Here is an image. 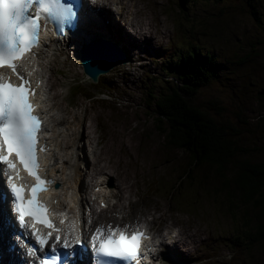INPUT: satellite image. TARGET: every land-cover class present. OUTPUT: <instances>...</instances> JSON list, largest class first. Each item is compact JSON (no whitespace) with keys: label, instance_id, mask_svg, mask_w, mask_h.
I'll return each mask as SVG.
<instances>
[{"label":"rangeland","instance_id":"rangeland-1","mask_svg":"<svg viewBox=\"0 0 264 264\" xmlns=\"http://www.w3.org/2000/svg\"><path fill=\"white\" fill-rule=\"evenodd\" d=\"M121 1L130 4L122 13L127 26L133 27L134 23L138 27L146 22L147 29L135 33L132 38L137 42L133 47L135 53L146 54L145 63L121 66L106 76L109 81L115 79L118 89L114 94H118L119 99L90 103L81 97L75 102L79 107L69 105L63 99L58 101L67 107L63 111H53L54 118L62 122L52 131L54 134L59 132L58 139L63 145L61 155L68 161L72 177L80 172L79 177L82 175L86 160L83 156L89 159L90 169L83 174L87 185L77 188L84 198L93 175L106 171L114 184L112 188L121 193L118 206L123 210L124 218L148 223L153 229L175 227L179 238L175 247L186 258L183 264H233L234 250L228 241L224 245L227 239L223 236L238 228L236 219L243 215L239 203L231 197L229 187L234 185V181L229 180L235 172L233 167L239 166L226 163V169L220 171L213 165L203 164L195 170L194 180L189 181L194 186L188 182L183 184L180 177L191 157L170 146L157 128L155 102L166 91L168 84L165 81L170 78L162 67L163 56L155 50L163 46L160 49L167 53L176 49L175 45L185 47L190 43L215 56L217 77L200 86L194 103L207 117L227 126L234 134L232 138L239 149L240 161L249 160L251 164L264 166L262 1L252 0V5H248L250 0ZM256 11L258 18L253 15ZM144 34L153 36V41L138 42L137 38ZM172 36L175 39L173 46L169 44ZM74 65L78 66L77 63ZM69 69L80 74L83 87L89 86L79 66L76 71L70 64ZM70 126L85 133L79 142H75ZM88 127L92 139L86 135ZM97 139L101 145L96 144ZM68 142L71 146H67ZM236 160L234 158L233 162ZM153 180L149 190L148 182ZM179 182L183 184L182 193L187 194L180 201L183 205L188 203L194 212L176 208L178 200L175 201L173 195L178 191ZM116 217L121 219L119 214ZM245 229L243 225L242 231ZM255 246L252 254L257 261L253 263L264 264V250ZM171 250L163 251L168 260L164 259L162 264L172 263Z\"/></svg>","mask_w":264,"mask_h":264},{"label":"snow or ice","instance_id":"snow-or-ice-1","mask_svg":"<svg viewBox=\"0 0 264 264\" xmlns=\"http://www.w3.org/2000/svg\"><path fill=\"white\" fill-rule=\"evenodd\" d=\"M34 5L36 10L33 14ZM42 16L71 23L77 13L73 5L62 0H0V69H10L20 81L13 83L10 76L0 71V184L5 185L11 194L12 212L18 214L14 218L19 225L24 229L30 228L29 235H34L36 243L52 253L49 259H41L40 264H77L73 257L79 254L77 246L82 245L91 246L97 257L96 264H116V261L138 264L144 233L136 231L127 235L119 227L112 229L109 226L107 230L97 228L95 235L83 238L77 235L72 243L67 239L61 242V236L56 235L55 243L49 244L53 233L50 231L45 236L37 229V224L42 223L56 232L60 231L49 218L48 206L37 196L38 191L46 190L44 186L54 181L43 179L38 174V133L42 120L34 114L35 106L30 100L35 95L28 79L32 73L27 68L22 69L17 62L39 45L38 21ZM13 154L29 175L35 177L31 199L22 195L26 189L17 183L19 170L16 161L10 158ZM26 215H30L34 222L27 223ZM105 231L107 235H104ZM16 239L19 240V237ZM58 246L66 251H58ZM38 250L32 249L33 254Z\"/></svg>","mask_w":264,"mask_h":264},{"label":"trees","instance_id":"trees-1","mask_svg":"<svg viewBox=\"0 0 264 264\" xmlns=\"http://www.w3.org/2000/svg\"><path fill=\"white\" fill-rule=\"evenodd\" d=\"M261 1L264 8V0ZM248 5H252V0ZM258 14L257 11L253 13L255 18ZM175 59L177 61L165 66V70L174 75L173 80L170 77V81H166V91L155 103L157 128L170 146L191 157L180 177L183 184L188 182L193 187L189 181L194 180L195 170L203 164L213 165L220 171L226 169V163L239 166L233 167L235 172L229 180H233L234 185L229 187L243 215L237 217L238 228L228 234L226 242L234 250L235 264H254V260L257 261L252 254L254 246L264 250V166L251 164L249 160L240 161L239 149L232 138L234 134L227 126L207 117L194 103L200 86L217 77L215 56L189 43L177 51ZM234 158L237 160L233 162ZM179 184L173 196L183 201L187 194L182 193L183 184ZM243 225L248 232L247 229L242 231Z\"/></svg>","mask_w":264,"mask_h":264},{"label":"bare ground","instance_id":"bare-ground-1","mask_svg":"<svg viewBox=\"0 0 264 264\" xmlns=\"http://www.w3.org/2000/svg\"><path fill=\"white\" fill-rule=\"evenodd\" d=\"M86 3H89V0H86ZM78 5L80 7L79 8V13H80L81 5L80 4H78ZM94 5L95 4H93V6H92V4H89L88 8L91 9L94 7ZM125 5H127V4H125ZM90 12L89 11L85 12L84 20L86 22L87 27L81 26V29L85 31L83 34H81V37H83V38H89L90 37L93 39V38L99 36L100 34H99V31H97L95 28L90 27V24L94 23V19L92 18V15L90 14ZM97 21H100V17L98 14H97ZM121 28L125 31V33H128L129 31H131V33L135 36V33L137 34L140 31L141 32L145 31V29H147V25H146V22H142V23H140V25L138 27H137V25L134 27V29H133L134 31L127 28L124 24H121ZM77 38H78V35H74L73 40H76ZM146 39H148L149 41H153V36L144 34L141 37L139 36L137 38V41L143 42V41H146ZM39 40L42 44L44 43V41L41 38ZM139 45L141 46L142 44L140 43ZM134 46H135V43L132 44V40H130L129 37L127 36L126 39L124 40V43H123V50L124 51H127V50L130 51V57L128 58L127 63L124 65H132V64H134V62L136 60H138V58H145L146 57V54H144V53L143 54H136L134 49L132 48ZM160 48H163V46H161ZM163 50L164 49H160V52H163ZM172 52L175 53V49H172ZM167 54H168L167 57L163 56V58H162V67H164V68L168 63L173 62L171 60L170 54L168 52H167ZM149 59H151L150 55H149ZM136 64L141 66L140 63H136ZM119 66H121V65H119ZM36 68H37V70H46L45 65L41 61L37 62ZM8 72H9V74H11V71H8ZM110 73H108V74H110ZM165 74H167L168 78L171 77L169 75H172V73H168L166 70H165ZM72 75L74 76L75 74H72ZM167 81H170V79ZM57 85H58V82L56 80H52L51 87L54 88ZM53 96L56 98L58 96V94L55 93ZM61 105H62V109H61ZM53 108L58 109V110H65L66 105H64L62 102H56L54 104ZM58 124H62V123L58 122ZM70 128L72 129V134L75 136L76 142H78V140L83 136V132L81 130H79L78 127L75 128L73 126H70ZM86 135L88 138H90L91 137V131H89V133ZM90 139H92V138H90ZM67 146H71V143L68 142ZM58 152L59 151L56 150V153H58ZM114 152L115 151H113V153ZM104 154L107 155V150L104 151ZM79 157H80V155H78V158ZM83 159H86L85 156H83ZM105 167L110 168L109 165L108 166L105 165ZM112 172H114V171L112 170ZM79 175H80V173H79ZM105 177H106V171H100V172H98L96 179L102 180ZM76 183L82 185L83 181L78 180ZM58 187H61L62 189H64L63 193H65V197L63 194H60L58 196V198L63 197L61 203L63 205H66L65 206V213L62 217H60L59 213L57 215H52L51 220L53 222H55L56 228L60 229V232L62 234L61 240L67 239L68 241H70L69 243H72L71 239L66 238V234L71 229L73 230V233L71 235L72 240H74L75 236H77V235H81V237L83 238V236H86V233L88 231L87 227H89L90 225H93L95 229L100 228L103 230H104L105 226H107V224H110L112 226H117L119 228H126L127 227V223L122 218L118 220V217H116L114 215H110L108 218H105L102 215H100V214L98 215V213L95 212V215L92 214V216L90 218V214L94 210L95 211L97 210L96 207H99L101 210H103V208H104L99 203L98 200L93 201V202H89L88 208H87L83 204L84 196L82 195L80 190H77L74 186H72L69 183H61ZM119 187L122 188V184H120ZM90 190H91V192H93V194L97 198L101 197L102 200H105L106 197L110 196L109 192H106V191L102 192L99 189V183L96 180H94V182H92ZM76 192L81 198H79V199L77 198ZM0 196L3 198L6 197L7 202L9 203V194L6 190V186L3 184H0ZM107 206L110 207V205H107ZM184 207L188 210H191V211L193 210L186 204L184 205ZM15 216H16L15 214L8 215L7 216V218L9 219L8 221H4L3 219H0V252L4 251V248H3L4 242H8L13 253L21 255V256L26 257V258H29L33 263L35 262L36 258H39V257H47L49 259L52 255L50 250L47 247L39 246L36 243V241H34L33 243H29L27 241V236H31V238H34V235H29V233H31L32 230L30 228L29 229L22 228L19 225L18 221L14 218ZM57 220H59V221H57ZM81 220H82V224L85 226V228H83V229L80 228ZM61 221H63V223H61ZM71 221H72V223H71ZM85 221H87V223H85ZM26 222L31 224L34 221H32L30 215H26ZM69 224L71 227L69 226ZM37 229L42 235H45V236H47L48 232L51 231L53 233V239L49 241V244L55 243V236L58 235V232H56L53 228H49L42 223H38ZM16 237H19V240H17ZM30 247H33V249L37 248L39 250L36 251L35 254H33V252H30L27 250ZM70 250L71 249H69V251ZM76 250L81 255H86L87 253L91 252L92 249H91L90 245H86V246L82 245L81 248L76 249ZM25 251H26V253H24ZM58 251H61V250H59V246H58ZM9 252H11V251H9ZM177 259H178L177 257H171L170 258L171 261H176ZM0 264H7V263L4 260H2V261H0ZM233 264H235V263H233Z\"/></svg>","mask_w":264,"mask_h":264},{"label":"water","instance_id":"water-1","mask_svg":"<svg viewBox=\"0 0 264 264\" xmlns=\"http://www.w3.org/2000/svg\"><path fill=\"white\" fill-rule=\"evenodd\" d=\"M101 47L108 48L111 50L114 46L110 43L102 42L98 46L95 44L94 48H96L101 53H106L103 58H101V67H97L96 64L94 66V69L91 70L94 77H96L97 73H102L107 70H109L111 67H113L115 64L124 62V59H120L117 54H113L110 52L104 51Z\"/></svg>","mask_w":264,"mask_h":264}]
</instances>
